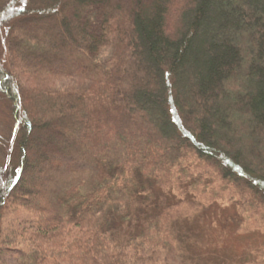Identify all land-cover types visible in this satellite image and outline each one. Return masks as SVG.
<instances>
[{
  "label": "trees",
  "instance_id": "trees-1",
  "mask_svg": "<svg viewBox=\"0 0 264 264\" xmlns=\"http://www.w3.org/2000/svg\"><path fill=\"white\" fill-rule=\"evenodd\" d=\"M0 107V264H225L207 208L264 220V0H0Z\"/></svg>",
  "mask_w": 264,
  "mask_h": 264
},
{
  "label": "rangeland",
  "instance_id": "rangeland-1",
  "mask_svg": "<svg viewBox=\"0 0 264 264\" xmlns=\"http://www.w3.org/2000/svg\"><path fill=\"white\" fill-rule=\"evenodd\" d=\"M71 8V7H70ZM97 23H92L93 32L98 33ZM10 119L0 107V143L9 135ZM33 140V137L31 136ZM4 148L0 144V161ZM34 159L35 156L31 154ZM37 159V158H36ZM30 183L39 177L37 172L27 174ZM247 182V179L245 180ZM203 221L206 236H218L224 250H219L228 261L225 264H264V220L252 217L244 209L239 198H225L217 205L208 207ZM5 221H10V217ZM12 221V219H11ZM14 222V219H13ZM4 223V222H3Z\"/></svg>",
  "mask_w": 264,
  "mask_h": 264
}]
</instances>
